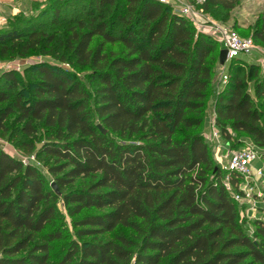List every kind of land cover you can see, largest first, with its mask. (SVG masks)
I'll use <instances>...</instances> for the list:
<instances>
[{
  "label": "trees",
  "instance_id": "trees-1",
  "mask_svg": "<svg viewBox=\"0 0 264 264\" xmlns=\"http://www.w3.org/2000/svg\"><path fill=\"white\" fill-rule=\"evenodd\" d=\"M60 1L42 13L60 33L23 13L0 30V59L45 48L90 68L87 82L50 62L27 68L28 82L0 74V136L12 118L10 140L45 135L17 147L47 170L0 147V264H264V219L242 218L204 132L212 100L231 148L246 137L264 149V72L250 66V89L235 69L214 95L223 49L170 6L93 0L86 19L63 25ZM253 38L264 43V19Z\"/></svg>",
  "mask_w": 264,
  "mask_h": 264
},
{
  "label": "rangeland",
  "instance_id": "rangeland-1",
  "mask_svg": "<svg viewBox=\"0 0 264 264\" xmlns=\"http://www.w3.org/2000/svg\"><path fill=\"white\" fill-rule=\"evenodd\" d=\"M234 1H235V8L232 11L225 12L223 14L220 13L207 14L209 19H211L217 24L219 23L220 25H223L227 28L236 31L242 38L245 39L253 38V33L258 28L260 20L264 19V0H234ZM40 3L41 6H36V10L35 8L31 9L29 12H27L24 15V17L30 16V19H32V21L34 19L36 21H40L43 24L42 29H44V31H46L49 34L60 33L63 30L62 26L57 27V29H59L57 31V29L55 30L53 24L50 22V19H45V17H42V13L44 11L43 9H47L48 5L52 2H50V0H43ZM90 5H93V0H61L59 7L62 16L60 18V21L62 22L63 25H65L69 22V19L72 20L71 23H73L77 19H86V15H85L86 10H84L83 7L86 6V9H88ZM6 25L7 23L3 26H0V30L5 29ZM255 44L257 51L252 56L250 57L243 56L241 57L242 59L239 62L240 64L231 63L228 67V73L235 71V69L236 71L240 69L238 74L241 78H244L246 80V83H248L250 89L252 88L254 82V80L251 81L248 78L250 66L257 65L259 66L261 72H264V43L255 41ZM42 52L46 54H42ZM42 52L40 51L33 52L31 55L23 59H19V58L0 59V74H2L5 71L15 70L21 75L24 81L28 82L30 80L29 75H31L32 73H26L25 70L27 68L32 67L34 64H37L39 62H50L61 65L69 73L74 74L79 79L87 82V77L90 73V68H83L77 66L75 65V63L61 64L58 60H54L52 58L48 49L44 48ZM215 69H216V73L218 74L219 72L222 71L223 68L219 64H216ZM224 86L225 85L216 84L214 95L215 93L216 94L219 93L224 88ZM257 103L264 110V99H257ZM211 104H212V100L210 101V104L208 106L209 108ZM209 108L207 114L208 116H209ZM6 125L8 126L9 133L7 138H2L0 136V147L10 155L23 160L25 163L35 164L38 168L42 169L45 173H47V170L44 168L43 164L38 163V161L35 160L33 155L26 154L24 149H20L17 147V144L19 143L18 141H28V142L32 141L36 143L37 147H40L41 143H43L45 139V135H38L35 139H26L23 136H18V138H14L13 140H10L9 134L13 131H16L19 126L13 125V118L10 119L8 122H6ZM204 132L207 135L211 134V127L204 129ZM233 135L235 136V134ZM244 140H245L244 145L243 144L237 145L236 147H233L232 150L235 151V150L243 149L252 144L249 138L245 137ZM206 142L210 147L211 154L216 164L223 170L225 174L223 166L227 165L228 160L223 157L222 152L217 153L215 144L211 143L209 140H206ZM259 151L262 158L260 161H257L254 164L253 170L264 168V149H259ZM226 153L227 151L225 152V154ZM251 186L252 188H254L250 192L253 197V203L250 205L239 204L241 208V216L244 220L248 222L254 221L256 220V218L264 219V181L260 185L255 186L254 184H252ZM253 205H256L258 209L254 211L250 210V208H252ZM248 210H250V212H248ZM66 222L70 223L71 219L66 217ZM115 233L120 235L130 236L131 232L128 229L118 228L115 231Z\"/></svg>",
  "mask_w": 264,
  "mask_h": 264
},
{
  "label": "built area",
  "instance_id": "built-area-1",
  "mask_svg": "<svg viewBox=\"0 0 264 264\" xmlns=\"http://www.w3.org/2000/svg\"><path fill=\"white\" fill-rule=\"evenodd\" d=\"M37 1L41 2L43 0ZM158 1L164 5L170 6L174 13L188 19L198 32L213 37L221 48L227 51V62L225 66H222V71L217 74L215 79L216 84L226 85L228 83V67L234 60H241L243 56L250 57L257 51L253 38H242L236 31L209 19L207 13L201 9L207 0ZM205 138L216 145L217 153L222 152L223 149L227 151V153L223 155V157L228 160L227 165L223 166L226 175L224 186L227 191L238 204H252L253 197L250 192L254 188H252L251 185L254 184L257 186L264 181V168L253 170V165L262 158L259 149L251 144L246 148L233 151L216 127L214 121L211 127V134L206 135ZM234 177L236 178L237 184H233L232 179ZM257 209L258 207L256 205L250 208V210L253 211ZM250 210H248V212H250Z\"/></svg>",
  "mask_w": 264,
  "mask_h": 264
},
{
  "label": "crops",
  "instance_id": "crops-1",
  "mask_svg": "<svg viewBox=\"0 0 264 264\" xmlns=\"http://www.w3.org/2000/svg\"><path fill=\"white\" fill-rule=\"evenodd\" d=\"M35 3H40V2L37 0H0V26L5 25L8 22V19H10L11 17H14L21 13L26 14L32 9L33 4ZM214 118H215V108H214V102H212L209 108L208 120L205 124L204 129H207L208 127H212ZM206 135L207 134H205V136ZM225 152L226 150L222 151L223 155L225 154Z\"/></svg>",
  "mask_w": 264,
  "mask_h": 264
},
{
  "label": "water",
  "instance_id": "water-1",
  "mask_svg": "<svg viewBox=\"0 0 264 264\" xmlns=\"http://www.w3.org/2000/svg\"><path fill=\"white\" fill-rule=\"evenodd\" d=\"M227 57H228L227 51L226 50H222L221 51V54H220V65L221 66H225L226 65ZM99 129H100V131L103 134H105V135L107 134V131L102 126H99ZM53 187L56 189L58 195H61L59 189L57 188V185L56 184H53Z\"/></svg>",
  "mask_w": 264,
  "mask_h": 264
}]
</instances>
